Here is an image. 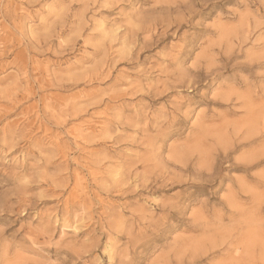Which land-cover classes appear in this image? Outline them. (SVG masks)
<instances>
[{"label":"rangeland","instance_id":"374dc122","mask_svg":"<svg viewBox=\"0 0 264 264\" xmlns=\"http://www.w3.org/2000/svg\"><path fill=\"white\" fill-rule=\"evenodd\" d=\"M0 264H264V0H0Z\"/></svg>","mask_w":264,"mask_h":264}]
</instances>
